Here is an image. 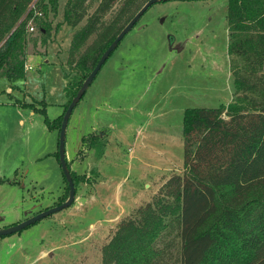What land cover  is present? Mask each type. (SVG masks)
Returning a JSON list of instances; mask_svg holds the SVG:
<instances>
[{
  "label": "rangeland",
  "instance_id": "374dc122",
  "mask_svg": "<svg viewBox=\"0 0 264 264\" xmlns=\"http://www.w3.org/2000/svg\"><path fill=\"white\" fill-rule=\"evenodd\" d=\"M66 1L49 12V31L40 32L37 18L27 30L33 68L12 81L0 76V227L55 205L65 192L58 129L45 115L61 113L68 82L82 75L70 53L78 28L65 21ZM226 10L227 0H158L145 10L69 116L65 156L84 175L73 202L0 235V264H101L117 222L183 172L186 108L225 107L234 94L241 62L227 50ZM42 99L44 112L20 103L40 108ZM94 130L104 148L81 139ZM174 244L176 251L177 238Z\"/></svg>",
  "mask_w": 264,
  "mask_h": 264
},
{
  "label": "trees",
  "instance_id": "16d2710c",
  "mask_svg": "<svg viewBox=\"0 0 264 264\" xmlns=\"http://www.w3.org/2000/svg\"><path fill=\"white\" fill-rule=\"evenodd\" d=\"M31 1L0 0V76L9 81L25 75L29 38L26 16H21ZM85 2L67 0L64 7L65 21L78 28L70 53L76 55L74 65L82 75L68 82L71 96L61 113L53 119L45 115L47 126L57 128L58 135L68 103L99 55L143 4L135 8L138 0H98L91 14ZM57 4L36 0L40 32L49 31V12ZM226 18L228 53L241 62L232 99L225 107L186 108L183 172L173 174L151 200L117 222L102 247L101 264H264V0H227ZM91 29L102 36L92 65ZM40 101V108L20 103L44 112L45 102ZM81 139L89 148L105 145L96 130ZM66 161L76 191L84 175ZM62 175L65 192L55 205L68 195Z\"/></svg>",
  "mask_w": 264,
  "mask_h": 264
},
{
  "label": "water",
  "instance_id": "95a60500",
  "mask_svg": "<svg viewBox=\"0 0 264 264\" xmlns=\"http://www.w3.org/2000/svg\"><path fill=\"white\" fill-rule=\"evenodd\" d=\"M158 0H146L140 7L139 9L133 14V16L127 21V23L121 28V30L118 32V34L115 36V38L111 41V43L107 46V48L102 52L100 55L99 59L97 60L96 64L94 67L91 69V71L88 73V75L85 77L83 80L82 84L78 88L77 92L74 94L70 102L68 103V106L66 107L61 124H60V129H59V135H58V153H59V162L61 165L62 172L68 182L69 190H68V195L64 201H62L59 204L47 207L41 211H38L37 213L25 218L22 221L16 222L14 224L6 225L3 227H0V235L11 233L14 231H17L24 226L36 221L37 219L48 215L52 212L58 211L62 209L63 207L69 206L74 198H75V184L70 172V169L67 165L66 161V156H65V136H66V128H67V123L69 116L71 114V111L77 101L80 99V97L83 95L85 92L86 88L88 85L91 83L92 79L95 77L97 72L102 66V63L104 60L107 58L109 53L112 51V49L116 46L118 41L123 37L125 33H127L133 25L137 22V20L140 18V16L145 12V10L153 3Z\"/></svg>",
  "mask_w": 264,
  "mask_h": 264
},
{
  "label": "flooded vegetation",
  "instance_id": "af4514ba",
  "mask_svg": "<svg viewBox=\"0 0 264 264\" xmlns=\"http://www.w3.org/2000/svg\"><path fill=\"white\" fill-rule=\"evenodd\" d=\"M97 4H98V0H91V14L93 13V10L96 8V6H97ZM116 4V2L114 3V5ZM106 17V16H105ZM104 17V18H105ZM108 17V18H107ZM106 17V21H109V20H111L112 19V17L111 16H107ZM121 29H119L117 32H116V34H115V36L118 34V32L120 31ZM126 34V33H125ZM124 34V35H125ZM124 35H123V37H124ZM115 36L109 41V43H108V45L111 43V41L115 38ZM122 37V38H123ZM121 38V39H122ZM120 39V40H121ZM120 40L118 41V43L116 44V46L119 44V42H120ZM97 42H98V45H97ZM100 42H102V36L101 35H99L98 34V32H96L94 29L92 30L91 29V65H92V63H93V60H94V57H95V55H96V50L95 49H97V47H101L100 45ZM107 45V46H108ZM107 46L104 48V50L107 48ZM116 46L112 49V51L109 53V55L113 52V50L116 48ZM103 50V51H104ZM102 54V53H101ZM100 54V55H101ZM100 55H99V57H100ZM108 55V56H109ZM107 56V57H108ZM99 57H98V59H99ZM107 59V58H106ZM105 59V60H106ZM105 60H104V62H105ZM97 62V61H96ZM103 62V63H104ZM103 63H102V65H103ZM96 64V63H95ZM94 64V65H95Z\"/></svg>",
  "mask_w": 264,
  "mask_h": 264
},
{
  "label": "built area",
  "instance_id": "2783aa9c",
  "mask_svg": "<svg viewBox=\"0 0 264 264\" xmlns=\"http://www.w3.org/2000/svg\"><path fill=\"white\" fill-rule=\"evenodd\" d=\"M30 10H32V14L31 15H29V11ZM40 14H41V12L39 10H37V7H36V0H32L29 3L28 8H27V10H26V12L24 14V16H26L27 21H28L27 25H26L28 31H31V30L35 29L36 25H35V22H34V18L37 15H40ZM24 68L25 69H29V68H33V66L30 65V64H27L25 62Z\"/></svg>",
  "mask_w": 264,
  "mask_h": 264
},
{
  "label": "crops",
  "instance_id": "0c3cea01",
  "mask_svg": "<svg viewBox=\"0 0 264 264\" xmlns=\"http://www.w3.org/2000/svg\"><path fill=\"white\" fill-rule=\"evenodd\" d=\"M5 90L8 91V92H11V91H12V88H11L10 86H7V87L5 88Z\"/></svg>",
  "mask_w": 264,
  "mask_h": 264
}]
</instances>
